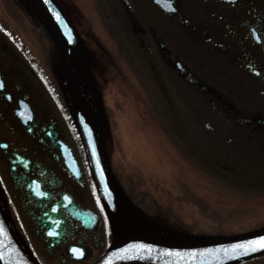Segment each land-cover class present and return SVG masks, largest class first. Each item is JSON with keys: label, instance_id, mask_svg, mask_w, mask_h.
I'll return each mask as SVG.
<instances>
[{"label": "rangeland", "instance_id": "1", "mask_svg": "<svg viewBox=\"0 0 264 264\" xmlns=\"http://www.w3.org/2000/svg\"><path fill=\"white\" fill-rule=\"evenodd\" d=\"M122 1L59 0L89 54L98 100L93 106L103 114L106 153L124 200L147 222L185 237L234 236L263 228L264 202L260 206L256 199L264 201V190L244 189L250 176L240 164L253 155L264 160V148L252 152L255 143L242 146L239 142L237 148L232 147L226 141L237 139L236 134L221 120L213 131L204 128L194 104V88L161 61L154 41L147 39L150 25H154L178 60L194 74L198 51L194 36L182 32L173 18L147 17L146 10L151 12L147 0ZM128 10L133 19H140L132 22ZM22 13L16 0H0V46L28 59L39 76L49 75V83L59 90L63 56L43 28L31 27L30 19ZM59 68L61 74H57ZM41 77L33 80L43 88ZM245 97L246 90L232 95L236 104ZM229 166L232 172L227 170ZM258 206L262 209L255 217L253 209ZM16 224L44 264H89L94 260L48 258L43 255L46 245L27 227ZM244 264H264V259Z\"/></svg>", "mask_w": 264, "mask_h": 264}, {"label": "flooded vegetation", "instance_id": "2", "mask_svg": "<svg viewBox=\"0 0 264 264\" xmlns=\"http://www.w3.org/2000/svg\"><path fill=\"white\" fill-rule=\"evenodd\" d=\"M171 2L174 11L164 7V0H147L151 12L146 10V15L173 18L194 36L198 49L194 59V104L204 128L213 131L222 121L236 134L237 139L226 141L232 147L239 142L242 146L255 143L252 152L264 148V0ZM150 28L147 39L154 41L158 57L182 77L175 65L177 56L155 26ZM257 36L262 39L258 41ZM142 44L148 47L144 41ZM34 77L41 76L28 59L0 46V82L4 84L0 89V186L4 201L15 223L27 227L46 245L44 256L65 262L70 260L67 249L76 246L88 250L95 260L113 235L93 193L64 96L59 98L62 108L56 103L53 90L60 93V87L58 90L50 84L47 75L41 77L40 88ZM220 80L232 84L221 85ZM242 90L247 91L248 98L236 104L232 95ZM240 165L251 180L244 189L256 191L254 183L264 188L262 156L253 155ZM227 170L233 169L229 166ZM33 182H38L47 195L37 196ZM256 201L260 206L264 202L261 198ZM73 206L89 210L95 218L86 223L77 220L70 213ZM260 206L253 209L255 217ZM49 229L58 235H49Z\"/></svg>", "mask_w": 264, "mask_h": 264}, {"label": "water", "instance_id": "3", "mask_svg": "<svg viewBox=\"0 0 264 264\" xmlns=\"http://www.w3.org/2000/svg\"><path fill=\"white\" fill-rule=\"evenodd\" d=\"M22 2L26 3L25 0H22ZM32 4L37 7L39 18L45 24L65 56L66 73L64 78V91L68 106L82 145L85 148V158L95 194L104 205L102 212L109 228L116 235L115 241L108 247L102 257L93 264H104V261L111 257L113 252L126 247L130 243L143 242L153 245V258L140 260L117 259L113 257L112 264H163L165 260L176 259L175 257H162L163 249L188 251L191 249L215 248L221 245L232 244L238 240L264 235V230H262L232 237L209 238L178 236L159 230L132 211L119 193L105 158L99 131V122L101 119L97 117L91 102V95L95 94V91L92 87L87 52L82 41L67 17L53 0H51V4H46L45 0H36L35 3L32 2ZM50 7H54L56 11L61 13L66 27L65 24H61L55 19L52 12L49 11ZM178 66L181 68V65L178 64ZM182 70L186 72L184 69ZM190 81L193 82L192 79H190ZM93 145L95 146L100 165L104 171L105 179L103 182H101L98 175L96 159H94L92 155ZM104 183H106L111 190V203H109L107 194L104 192ZM70 213L74 218L81 220L83 223L89 222L95 218L89 211L79 209L76 206L70 209ZM0 221H2L4 226L8 229L15 247L27 261V264H41L30 251L26 243L20 238V234L13 225L8 211L2 202L1 193ZM69 253L72 255L71 251H69ZM87 256L88 253L85 255V258H87ZM260 256H264V250L242 255L239 258H228L223 260L222 264H241ZM0 264H3V262H0Z\"/></svg>", "mask_w": 264, "mask_h": 264}, {"label": "snow or ice", "instance_id": "4", "mask_svg": "<svg viewBox=\"0 0 264 264\" xmlns=\"http://www.w3.org/2000/svg\"><path fill=\"white\" fill-rule=\"evenodd\" d=\"M45 3L51 4V0H45ZM164 7L173 11L175 10L173 8L171 0H164ZM49 11L52 12L58 22H60L61 24H65L63 17L61 16V13L59 11H56L54 7H50ZM255 31L256 30L253 29V32ZM261 39L262 38L260 36H257L258 41H260ZM253 70L255 71V69ZM3 87L4 84L0 82V89H2ZM92 155L93 158L96 159L98 175L101 182H103L105 179L104 171L100 165V161L94 145ZM33 183L36 184L35 194L37 196L47 195V193L40 190L38 182ZM104 192L107 194L109 203H111L112 193L106 183H104ZM64 199L68 200L69 197L65 196ZM97 204L100 206L101 210H103L104 205L101 203L99 197H97ZM55 210L56 209L53 208V211ZM48 234L52 236L58 235V233L52 229H49ZM258 250H264V235L254 236L250 239L245 240H238L232 244L221 245L215 248L191 249L188 251L163 249L162 257L176 258L175 260H165L163 264H222V261L225 259L239 258L242 255H248L257 252ZM72 251L77 255H83V251L81 249L73 248ZM153 251L154 246L151 244H146L143 242L130 243L126 247L120 248L116 252H113L112 256L104 261V264H112L113 257L117 259H152ZM0 262H3V264H27V261L15 247L9 235V231L4 226L2 221H0Z\"/></svg>", "mask_w": 264, "mask_h": 264}, {"label": "bare ground", "instance_id": "5", "mask_svg": "<svg viewBox=\"0 0 264 264\" xmlns=\"http://www.w3.org/2000/svg\"><path fill=\"white\" fill-rule=\"evenodd\" d=\"M35 1L36 0H25V2L28 4H26V3H24V6H26L27 7V10L28 11H30V13H28V14H24V13H22V14H24L23 16H25L26 17V19H31L32 20V18L34 19V24H37V26H41V27H46L45 26V24L42 22V20L39 18V13H37V7L36 6H34L33 4H32V2H34L35 3ZM56 4H57V6L62 10V13L67 17V19L69 20V22L71 23V20H70V18L68 17V14L66 13V11L62 8V5H61V3L59 2V0H53ZM35 11H36V13H37V15H36V13H35ZM24 17V18H25ZM23 18V17H22ZM167 18H169V17H167ZM181 26V25H180ZM75 28V27H74ZM181 28H182V32H184L185 34L187 33V29H185V27H183V26H181ZM76 29V28H75ZM97 115V117L99 118V119H103V114L100 112V113H98V114H96ZM100 132H101V135H102V129L100 130ZM132 133V132H131ZM132 135V134H131ZM150 136V135H149ZM138 138H140L141 140L142 139H144L145 140V136H142V135H139L138 136ZM147 138H148V136H147ZM146 144H150L151 145V143H148V141H146ZM153 147V145H151V148ZM80 153H81V155H85V148H84V146H80ZM107 160V162L109 163V161H108V159H106ZM109 168H110V170H111V167L109 166ZM251 180H247V181H245L244 183H246V185L248 184V182H250ZM254 189L257 191V192H260V190H264V188H263V185H261V184H258V185H255V183H254ZM4 205L5 206H7V204H6V202H4ZM56 208V207H55ZM131 210L132 211H134V209H132L131 208ZM135 212V211H134ZM8 215L9 216H12V214H11V212L10 211H8ZM20 238L22 239V237L20 236ZM22 241H24L23 239H22ZM36 257V259L41 263L42 261L39 259V257L36 255L35 256ZM69 258H70V260L69 259H66V260H68V261H72V262H75L77 259H78V256H77V254H73L72 256H69ZM260 260V259H259Z\"/></svg>", "mask_w": 264, "mask_h": 264}]
</instances>
